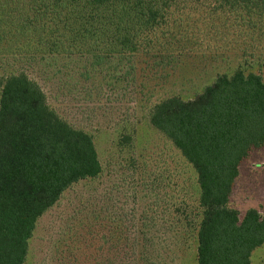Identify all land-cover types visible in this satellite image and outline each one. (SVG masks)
Here are the masks:
<instances>
[{
    "label": "rangeland",
    "instance_id": "1",
    "mask_svg": "<svg viewBox=\"0 0 264 264\" xmlns=\"http://www.w3.org/2000/svg\"><path fill=\"white\" fill-rule=\"evenodd\" d=\"M30 6L0 0V78L26 73L37 82L63 120L92 136L102 171L68 187L39 217L24 264H197L196 175L152 126L150 110L170 96L191 100L237 68L264 82V35L246 36L213 0H177L168 10L182 36L173 52L98 62L86 48L49 52L35 35L16 32ZM227 206L240 217L250 208L264 214V146L240 164ZM250 264H264V245Z\"/></svg>",
    "mask_w": 264,
    "mask_h": 264
},
{
    "label": "trees",
    "instance_id": "2",
    "mask_svg": "<svg viewBox=\"0 0 264 264\" xmlns=\"http://www.w3.org/2000/svg\"><path fill=\"white\" fill-rule=\"evenodd\" d=\"M37 1L29 0L34 16H22L16 32L35 35L49 52L86 48L100 62L114 54H157V48L173 52L182 39L168 15L177 0ZM213 1L217 9L228 7L246 36L264 35V0ZM0 88V264H24L39 217L102 167L92 136L63 120L26 73L1 77ZM149 121L196 175L190 225L197 264H250L251 253L264 245V214L250 208L240 217L227 203L240 164L264 146L260 75L239 68L218 74L191 100L170 96L155 103Z\"/></svg>",
    "mask_w": 264,
    "mask_h": 264
}]
</instances>
